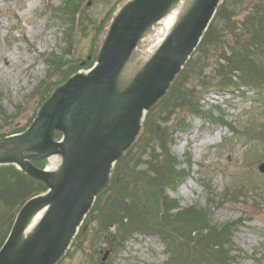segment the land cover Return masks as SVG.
I'll list each match as a JSON object with an SVG mask.
<instances>
[{
	"label": "rangeland",
	"instance_id": "374dc122",
	"mask_svg": "<svg viewBox=\"0 0 264 264\" xmlns=\"http://www.w3.org/2000/svg\"><path fill=\"white\" fill-rule=\"evenodd\" d=\"M119 2L120 0H72L71 9L68 11L74 10L76 17L74 24L70 25V44L66 53L62 50L68 42L65 44L62 41L63 24L58 12L61 0H0V98H2V109L11 116L8 123H0L2 133L8 134L25 127L36 110V102L27 100V96L46 78L47 67L42 62L41 56L56 52L57 55H64L63 70L72 65L71 72L79 69L77 67L79 62L86 59L93 49L97 50V47H93L97 41V30L109 12L115 7L118 8ZM230 3L235 15L234 31L226 34V22L223 19L217 31L212 34L213 41L221 47L225 46L228 52L241 48L246 37L243 33V25L247 23L250 30L260 17L259 15L254 17L250 9L263 5L264 0H248L247 2L232 0ZM225 34L223 43L221 37ZM260 61L264 62V60ZM226 64L225 62L222 64L221 59L217 61L216 53L210 54L208 59L201 56L200 61H195L187 75L184 87L189 89L187 94L190 101L197 103L208 118L206 116L187 117L189 128L173 135V141L169 142L170 145L167 147L168 155L173 157L176 165L185 171V177L175 190L170 188L165 190L166 195L170 199L177 200L181 208L192 206L204 208L208 202L209 192L214 197V201H217L221 196L223 197L222 194L226 189H229V192L244 191L242 197L237 198L236 201L229 198L227 201L224 200V204L214 211L213 222L221 225L242 219V225L237 227L234 233L230 253L234 257L232 264H264V174L256 171V167L264 161V141H248L243 134L234 137L227 127L213 125L210 121L211 116L220 119L224 115V121L241 131L246 130L245 126H250L254 132L259 124L264 123V107H259L258 103L254 102L261 97L253 94L239 99L237 93L222 95L213 92L206 94L203 91L202 84L209 85L217 81L211 85L215 87L214 85L217 86L219 81H222V70L218 78L210 81L208 75L214 74L209 67L213 65L224 67ZM49 78L51 79L49 83L56 81L54 74ZM186 113L183 110L178 114L179 116H171V118L161 114L160 121L156 124L157 130L160 134L162 131L171 135L174 127ZM151 153L155 157H152ZM159 155L157 145L153 144L144 158L140 156L129 167L125 183L131 180L130 187L123 193V197L122 194L117 195L115 203L109 206V209L116 207L113 209L119 213L116 216H120L124 211L123 214L132 219L131 224L122 222L123 230L128 228L129 234L138 227H146L145 230L148 231H160L169 237L174 235L170 231L173 227L172 223L177 220L176 213H170L169 220L164 221L165 225H158L160 221H157L156 216L154 219L151 218L154 210L149 202L150 189L143 186L146 181L140 178L141 175H146L154 181L157 179ZM170 162L173 164L172 161ZM251 168H254L256 178L250 177L248 171ZM187 170H189L188 176ZM14 178L13 172L7 174L6 171L0 175V191L5 200H9L11 196L6 190ZM203 183L209 184L210 188ZM254 185L259 186L260 189L253 190ZM142 188H145V193ZM16 200L17 197L14 195L13 203ZM92 223L93 228L87 233L82 246L71 249L60 264H99L100 260L97 257L102 254L94 256L92 262H88L86 250L96 253L102 249L104 253L109 245L103 246L106 245L104 239L107 236L94 229L96 219ZM107 224L110 226L109 221ZM111 226L115 227V225ZM116 232V229L111 228L108 236L116 239V236H112L118 235ZM146 235L133 234L130 241H125L111 256L109 255L105 264H163L167 256L160 239L157 236ZM176 240L177 238H174L173 242L169 241L173 249V262L184 264L180 260L186 257L185 254L191 252L183 249L185 244L176 243ZM1 243L2 240L0 245ZM124 247L126 248L122 251L121 248ZM109 250L111 252V248Z\"/></svg>",
	"mask_w": 264,
	"mask_h": 264
},
{
	"label": "water",
	"instance_id": "95a60500",
	"mask_svg": "<svg viewBox=\"0 0 264 264\" xmlns=\"http://www.w3.org/2000/svg\"><path fill=\"white\" fill-rule=\"evenodd\" d=\"M177 1L134 0L128 4L112 25L92 72L75 77L54 93L27 134L1 143L4 148L12 145L8 152L17 148L37 153L32 159L56 153L63 159L53 175L23 166L32 176L46 180L52 191L22 210L0 252V264H54L63 254L94 198L105 187L112 163L138 134L144 111L165 93L220 0H194L193 10L181 20L154 61L127 87L119 89L122 70L136 43ZM55 130L64 134L62 144L53 142ZM45 206L49 209L44 219L35 233L24 239L25 224Z\"/></svg>",
	"mask_w": 264,
	"mask_h": 264
},
{
	"label": "trees",
	"instance_id": "16d2710c",
	"mask_svg": "<svg viewBox=\"0 0 264 264\" xmlns=\"http://www.w3.org/2000/svg\"><path fill=\"white\" fill-rule=\"evenodd\" d=\"M231 7L232 4L226 2L219 8L217 17L200 46L201 52L206 50L209 51L208 58L210 54L216 53L217 61L221 59L222 64L228 62L224 67H222L223 65L221 67H216V65L210 66L209 68L212 69L214 75L208 76L211 81L214 78H218L219 73L222 70V81H219L217 86L214 85L220 90H230L233 88L239 89L240 86L263 87L264 62L259 61L264 60V4L257 5L250 9L251 14H254V17L258 15L260 17L257 18L255 24L252 25L250 30L247 23L243 25V33L244 35L246 34L243 45L238 50L228 52L225 46L221 47L216 41H213L212 34L217 31L219 22L222 19L230 20L232 18V16L229 15ZM75 17L76 13L74 10L68 11L67 20L69 24H74ZM70 36L71 35H69V41ZM224 38L225 36L223 35L221 37V42L223 43ZM214 47H216V49ZM213 49H215L216 52H213ZM200 59L198 61H200ZM194 64L195 63H192V61L188 64V67L179 80L180 82H177V86L173 88L169 97L159 106V116H161V113L162 115H168L171 112L175 113L176 111L179 112L183 109L189 110V114L201 115V110L199 106H197L198 104L190 101L189 94H187L189 89L184 87L187 75ZM81 66L82 65H78L77 67L80 68ZM195 68H197V66H195ZM72 74L71 71L67 70L62 72L61 77H63V80L65 81ZM198 76L203 79L201 75L198 74ZM216 82H213L212 84H215ZM212 84H202L201 87L204 88V91H207L213 88L211 86ZM184 88H186V90ZM51 89V85L44 89L40 98L41 101H44L48 97ZM154 118L155 116H153V121ZM178 125L180 129H184L185 120L178 123ZM156 127L157 125L154 122H146L137 141L116 165L109 183V206L115 203L117 195L122 194L123 197V193L130 187L131 180H128V182L125 183V180L128 178L126 174L129 167H131L140 156L144 158L148 151L151 150L153 144H156L160 153L158 156L160 158L159 164L157 165V168L159 167L158 177L155 181L146 175H141L140 178L146 181L143 186L150 189L149 193L151 192L149 202L152 204L154 210L151 218L154 219V216H156L157 221H160L159 224L165 225L166 223H164V221L169 220V212L172 209L169 207L171 206L172 201L165 196L164 188L173 183L176 184L181 179L182 175L175 170V165L170 162H173V159L170 158L168 151L166 150V146L170 142L168 135L166 136V133L164 134L162 131L160 134ZM2 136L5 135H3L0 130V137ZM57 137H59V135H57ZM151 155L152 157H155L153 153H151ZM37 165L42 167L43 163H38ZM6 171L7 174H12L13 172L15 178L12 180L11 184L9 183L10 186L6 190L7 194H11L9 200L3 199L2 192L0 191V201L3 206V213L0 214V219L5 214L13 215L25 200L35 194L42 193L44 190V187L40 183L19 174L13 168H0V175L6 173ZM11 188L13 190H11ZM145 188H142L144 189L143 193H145ZM14 195L17 197L15 203L12 201ZM148 196L149 195H147V197ZM113 209H109V214L107 213L106 215L109 216V223L116 221V223L121 226H119L120 232L123 229L122 222H128L129 224L133 223L131 218L126 217L127 215L123 214L124 211L121 212L120 216H116L119 213ZM176 219L177 220L172 223L173 227L171 229L172 233L176 235L177 238V241L175 242L185 244L183 249L191 252L190 254H185L186 257L184 259L182 258L180 261L184 262V264H228L226 253L223 250L224 244L228 243L230 237V231L227 227H221L218 229L209 227L207 225L208 219L206 215L193 209L179 214ZM129 233L130 232H128V234ZM193 235L194 237L192 238ZM179 238L182 240H179Z\"/></svg>",
	"mask_w": 264,
	"mask_h": 264
},
{
	"label": "bare ground",
	"instance_id": "6f19581e",
	"mask_svg": "<svg viewBox=\"0 0 264 264\" xmlns=\"http://www.w3.org/2000/svg\"><path fill=\"white\" fill-rule=\"evenodd\" d=\"M192 2L193 0H179L169 9L166 15L156 22L143 36L121 73L119 89L127 87L143 65L148 62L152 56H154L159 48L162 47V45L166 42L165 39ZM60 164V156L51 157L47 168L48 172L57 171ZM44 213L45 210H42L33 216L29 226L27 227L25 236L29 235L35 229Z\"/></svg>",
	"mask_w": 264,
	"mask_h": 264
}]
</instances>
